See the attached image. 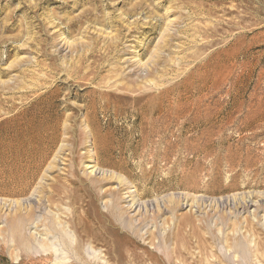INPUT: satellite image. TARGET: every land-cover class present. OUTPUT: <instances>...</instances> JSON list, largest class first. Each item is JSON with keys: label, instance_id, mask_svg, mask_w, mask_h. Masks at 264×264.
Returning a JSON list of instances; mask_svg holds the SVG:
<instances>
[{"label": "rangeland", "instance_id": "374dc122", "mask_svg": "<svg viewBox=\"0 0 264 264\" xmlns=\"http://www.w3.org/2000/svg\"><path fill=\"white\" fill-rule=\"evenodd\" d=\"M0 264H264V0H0Z\"/></svg>", "mask_w": 264, "mask_h": 264}, {"label": "bare ground", "instance_id": "6f19581e", "mask_svg": "<svg viewBox=\"0 0 264 264\" xmlns=\"http://www.w3.org/2000/svg\"><path fill=\"white\" fill-rule=\"evenodd\" d=\"M90 189V188H89ZM129 196V195H128ZM111 213V212H110ZM103 217V216H102Z\"/></svg>", "mask_w": 264, "mask_h": 264}]
</instances>
